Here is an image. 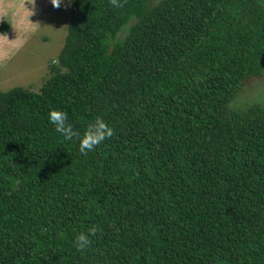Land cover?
Masks as SVG:
<instances>
[{"label":"trees","instance_id":"trees-1","mask_svg":"<svg viewBox=\"0 0 264 264\" xmlns=\"http://www.w3.org/2000/svg\"><path fill=\"white\" fill-rule=\"evenodd\" d=\"M117 5L75 0L51 77L0 91V264H264V103L231 106L264 0ZM50 109L113 135L82 155Z\"/></svg>","mask_w":264,"mask_h":264},{"label":"rangeland","instance_id":"rangeland-1","mask_svg":"<svg viewBox=\"0 0 264 264\" xmlns=\"http://www.w3.org/2000/svg\"><path fill=\"white\" fill-rule=\"evenodd\" d=\"M20 1L22 5L27 4L25 0ZM49 1L51 4V0ZM74 2L75 0H62L58 7L51 4L49 13L43 8L44 4L37 0L36 15L40 20L38 19L34 26L36 30L1 72L0 82L5 81L0 83V91L6 92L14 87L39 91L45 80L51 77L50 64L57 63L64 46ZM6 72H9L7 76ZM262 103L264 73L259 77L247 79L231 106L236 110H244Z\"/></svg>","mask_w":264,"mask_h":264},{"label":"crops","instance_id":"crops-1","mask_svg":"<svg viewBox=\"0 0 264 264\" xmlns=\"http://www.w3.org/2000/svg\"><path fill=\"white\" fill-rule=\"evenodd\" d=\"M25 1L27 4L22 5L20 0H0V74L36 30L34 26L39 19L36 15L37 0ZM40 2L50 13V1L40 0ZM1 28L4 30L2 31ZM6 73L7 76L9 72Z\"/></svg>","mask_w":264,"mask_h":264},{"label":"clouds","instance_id":"clouds-1","mask_svg":"<svg viewBox=\"0 0 264 264\" xmlns=\"http://www.w3.org/2000/svg\"><path fill=\"white\" fill-rule=\"evenodd\" d=\"M61 2L62 0H51L53 7L60 6ZM112 3L117 5V0H112ZM47 119L54 130L62 135L64 139L70 140L74 136L78 138V149L82 155H87L88 152L113 135V128L102 118H96L93 122L89 123L83 135H79L73 130V126L67 122L68 115L63 110L50 109ZM96 231L95 227H89L86 232H79L75 236V246L80 250L86 249L91 243L90 237L95 235Z\"/></svg>","mask_w":264,"mask_h":264}]
</instances>
